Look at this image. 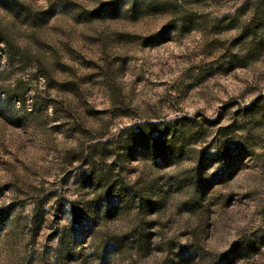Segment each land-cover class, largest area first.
<instances>
[{
	"label": "rangeland",
	"instance_id": "1",
	"mask_svg": "<svg viewBox=\"0 0 264 264\" xmlns=\"http://www.w3.org/2000/svg\"><path fill=\"white\" fill-rule=\"evenodd\" d=\"M0 264H264V0H0Z\"/></svg>",
	"mask_w": 264,
	"mask_h": 264
}]
</instances>
